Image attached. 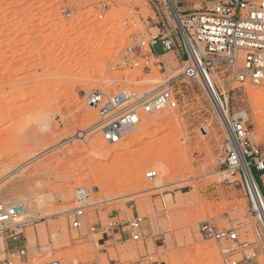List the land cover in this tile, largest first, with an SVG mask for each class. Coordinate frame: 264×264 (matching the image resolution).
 <instances>
[{
  "label": "rangeland",
  "instance_id": "rangeland-1",
  "mask_svg": "<svg viewBox=\"0 0 264 264\" xmlns=\"http://www.w3.org/2000/svg\"><path fill=\"white\" fill-rule=\"evenodd\" d=\"M183 1V11L213 4ZM158 35L147 0H0V204L26 208L19 241L0 234V260L9 250L27 248L28 264H136L144 256L151 264H223L216 244L200 233L210 222L250 244L237 260L255 254L253 264H264V232L241 179L220 164L227 136L207 86L186 78L176 52L158 56L160 42L156 55L147 47L146 56L129 55ZM215 72L232 119L243 120L250 144L264 157V100L258 95L264 88L231 83L225 67ZM167 82L178 96L176 109L146 115L118 145L102 140L97 112L86 105L91 91L152 92ZM150 171L164 188L153 189ZM253 172L264 195V173ZM117 176L124 178L120 186L100 184L95 192V181ZM80 189L88 195L83 204ZM79 207L85 216L74 229L68 216ZM136 215L144 218V241L91 232Z\"/></svg>",
  "mask_w": 264,
  "mask_h": 264
},
{
  "label": "built area",
  "instance_id": "built-area-1",
  "mask_svg": "<svg viewBox=\"0 0 264 264\" xmlns=\"http://www.w3.org/2000/svg\"><path fill=\"white\" fill-rule=\"evenodd\" d=\"M151 5L160 35L151 42H142L129 50V55H156L154 47L161 43L163 53L176 52L184 65L186 78L195 79L202 74L213 90L207 72L219 73L225 67L231 83H247L264 88V0H213L211 6L196 11H183V0H147ZM167 31L166 36H164ZM203 53L204 55H201ZM237 68L242 71H237ZM179 100L172 82H167L152 92L122 91L107 95L93 90L86 96V105L97 112L96 130L103 141L110 145L120 144L142 122L146 115H156L174 110ZM227 136L225 154L220 164L231 176H239L250 205L252 217L264 232V195L253 169L264 173V157L250 144V133L245 123L238 119L222 118ZM88 133L84 136L87 139ZM148 180L157 178L156 171L146 173ZM77 201L85 203L88 195L84 189L77 191ZM23 204H0V234H7L13 242L19 241L24 224L14 227L17 219L25 216ZM85 207L69 213L68 219L74 229L81 227ZM93 234L110 238L114 233L120 238L129 237L134 242L147 239L144 218L136 215L132 220H110L107 225L91 228ZM202 237L216 244L223 264H253L256 257L237 260L240 251L250 244L242 241L235 230H219L210 222L200 226ZM27 248L8 251L0 264H28ZM144 256L136 264H151ZM48 264H60L51 262Z\"/></svg>",
  "mask_w": 264,
  "mask_h": 264
},
{
  "label": "bare ground",
  "instance_id": "bare-ground-1",
  "mask_svg": "<svg viewBox=\"0 0 264 264\" xmlns=\"http://www.w3.org/2000/svg\"><path fill=\"white\" fill-rule=\"evenodd\" d=\"M201 55H204L203 53H201ZM19 56V54L18 53H16V55H15V58H17ZM237 71H242L241 69H239V68H237ZM207 75H208V79H209V81H210V83H211V85L213 86V90H211V88H210V86H209V84H208V81L206 80V78L202 75V74H200V75H198V76H196L195 77V79H197V78H200V80H202L203 81V83L207 86V88H208V90H209V93H210V95H211V98H212V100H213V102L215 103V105H216V107H217V109H218V111L220 112V114L222 115V118L223 117H228V118H231L232 119V117H231V115H230V113H229V111H228V101H224L222 98H221V95L219 94V92L217 91V88H216V80L218 79V75H217V73L216 72H212V73H210V72H207ZM147 82H151V83H153L152 82V80H150V81H147ZM247 83H249V82H247ZM161 87V86H160ZM160 87H152V90L154 91V90H157L158 88H160ZM259 95V97L260 98H263V100H264V92H261V93H259L258 94ZM91 109H93V108H91ZM167 112V110H165V111H163V112H161V113H159V114H165ZM162 114V115H163ZM242 115V114H241ZM240 116V115H239ZM242 117H245V116H242ZM143 122H144V120H142ZM243 121V120H242ZM146 122V121H145ZM150 122V124L153 122L152 120L151 121H149ZM141 124V123H140ZM144 124V123H143ZM153 124V123H152ZM145 125V124H144ZM147 126V125H146ZM149 127V126H148ZM144 129V128H143ZM145 129H146V127H145ZM59 136H60V139L63 137V134H60V135H58V138H59ZM88 137V136H87ZM78 138H80V136L78 137ZM86 142V141H85ZM88 146V145H87ZM91 148V147H90ZM90 151H91V153H93V154H96V155H98V154H101L102 153V151L100 150V148L98 147V148H95V147H92L91 149H90ZM110 152H111V150H109ZM114 151V150H113ZM110 152H108V153H110ZM111 154V153H110ZM110 156V155H109ZM96 179V178H95ZM123 177L122 176H117L115 179H113V180H110V181H106V180H103V181H101V183H100V181H99V179H98V181H95L94 183V185H95V187H94V189H95V192H97L98 191V189H99V187H101V185L100 184H110L111 182H114L113 183V186H114V188H115V185H116V188H117V186H120V184L123 182ZM92 181V180H91ZM103 182H106V183H103ZM93 182H91V184H92ZM97 185V186H96ZM154 186H153V189H162V188H164V183L160 180V179H156L155 181H154V184H153ZM110 186H112V185H110ZM191 190H195V186H191ZM78 193V192H77ZM86 194H87V192H86ZM99 201V200H98ZM101 201V200H100ZM99 201V202H100ZM92 202H94V203H92V204H90V206H96L97 204H99V202H97V203H95V201H92ZM21 218H19V219H17L16 220V222H15V224L14 225H16V224H19V223H21L19 220H20Z\"/></svg>",
  "mask_w": 264,
  "mask_h": 264
},
{
  "label": "crops",
  "instance_id": "crops-1",
  "mask_svg": "<svg viewBox=\"0 0 264 264\" xmlns=\"http://www.w3.org/2000/svg\"><path fill=\"white\" fill-rule=\"evenodd\" d=\"M168 55V53L167 54H165V55H162V56H167ZM115 235H117V234H115ZM105 237H103V239H104Z\"/></svg>",
  "mask_w": 264,
  "mask_h": 264
}]
</instances>
